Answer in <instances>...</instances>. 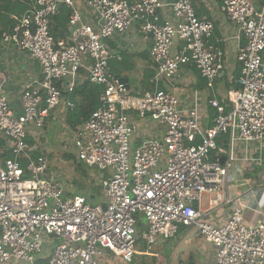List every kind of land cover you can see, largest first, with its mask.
Here are the masks:
<instances>
[{
	"label": "built area",
	"instance_id": "built-area-1",
	"mask_svg": "<svg viewBox=\"0 0 264 264\" xmlns=\"http://www.w3.org/2000/svg\"><path fill=\"white\" fill-rule=\"evenodd\" d=\"M91 22L73 0H32L0 43L15 46L39 66V78L26 84L15 108L0 82V264H36L48 248L45 264L132 262L140 242L145 252L176 239L180 228H193L214 249V264H264V208L257 212L229 186L232 156L211 160L217 139L259 143L264 147V0H220L219 10L235 24L245 44L237 54L239 76L226 100H209L215 117L200 124L197 107L186 114L177 98L158 89L192 67L208 84L224 68V54L212 41L213 24L199 19L190 0H83ZM69 10L66 39L53 37L52 19ZM168 9L170 18L161 19ZM134 26L150 39L155 64L152 88L133 91L110 72L107 42ZM102 87L99 108L72 128L68 150L75 162L97 172L103 204L68 196L47 156L38 152L46 121L72 93L81 72ZM68 108L72 105L68 102ZM136 118L163 129L160 138L132 147ZM5 155H10L9 158ZM264 193V187L258 188ZM257 190V189H255ZM215 208L230 205L224 221L209 222L202 198ZM146 223L142 227L141 219Z\"/></svg>",
	"mask_w": 264,
	"mask_h": 264
},
{
	"label": "crops",
	"instance_id": "crops-1",
	"mask_svg": "<svg viewBox=\"0 0 264 264\" xmlns=\"http://www.w3.org/2000/svg\"><path fill=\"white\" fill-rule=\"evenodd\" d=\"M10 1H16L28 6L32 0ZM73 1L77 8L85 14L86 22H91L89 11L86 9L83 0ZM161 1L167 3L172 0ZM190 1L196 16L201 20L213 24L214 30L211 41L224 54L223 71L210 85L201 78L196 69L192 67H181L174 78L170 80L162 78L158 84V89L173 94L179 102V109L184 114H186L191 108L197 107L201 126L203 128H209L212 126L215 117V111L209 106V100H226L232 94L235 89L234 80L240 73V66L236 58L239 50L244 46L245 41L238 32V28L235 24L230 22L228 18L220 12V0ZM251 1L258 6H260L262 2V0ZM160 14L162 20H168L170 18V12L168 9H163ZM8 18L9 20L17 19L16 14H9ZM0 31H4L2 27L0 28ZM67 37L68 35L65 38ZM58 38L65 39L62 37ZM150 46V39L143 37L138 33V26H134L124 36H117L113 40L107 42V47L111 53L109 67L111 62L115 61L117 63V74L113 75L122 80H126L129 88L131 89V85H133V90L137 92H144L145 90L152 88L150 81L154 77L155 64L149 56ZM39 76L40 69L38 64L31 59L27 53L20 51L13 43L5 45L0 43V82L5 81L3 91L11 106L15 108L18 106L19 96L24 86L32 80L39 78ZM85 78L86 74L83 71L79 78L80 82L84 81ZM68 102V97L63 96L61 106L51 114L49 119H47L44 130L40 135V149L38 152L44 153L47 156L51 172L55 175L58 174L64 181L68 196H85L88 197L89 201L93 204L94 196L92 195L93 192L91 188L93 187V184L99 189L100 187L97 180H94L95 177L92 179V177L90 178L87 176L88 168L77 164L75 158H68V156L58 161L56 167H53V163L51 162V155L48 149L49 144L47 141L49 135H53L57 139V142L61 145L63 150L64 148H68L69 140H67V137L69 136L70 138L72 132V129L65 124L66 113L69 110L67 107ZM133 122L136 125V132L131 140L133 148L143 141L160 138L162 136L163 129L149 119L140 120L139 118H136V116H133ZM223 137L224 136L217 139V150L211 152V154L214 155V159L220 161L222 159L224 161L229 156L233 157L234 163L231 168L229 179V183H231L229 186L233 189L234 193L242 194L243 192L245 193V191L248 192L249 189L253 191V193H250L241 201L244 205L251 207L254 212H257L251 216L248 214V218L246 219L247 222L252 225L260 219L261 211L264 208V193L258 189L264 187V147L260 148L259 143H230L227 136L225 138ZM6 145V140L0 136V147L3 148ZM1 159L2 158H0V160ZM62 161H65L66 163L71 162L73 168H75L76 172L70 169V177H73L74 173H81V176L87 178V187H82L80 184L81 181L85 183L83 179L78 182L76 176L71 179L65 175L67 174V171H65L64 167L62 168L64 165L62 164ZM201 207L205 212H209L207 216L209 222H216L217 220L224 221L229 217L232 210L230 205L225 204L211 208L209 207L208 202L205 208L201 203ZM142 227H144V224H142ZM179 234L180 233H178V235ZM198 237L199 236L195 231L194 236H185L183 242L186 246L191 245L193 243L192 241ZM198 239L202 241L198 264H214V249L206 244L201 237ZM170 242L168 241L157 245L151 254L145 252L144 244H138L137 248H141L139 251L136 248L139 260H135V254L132 262L129 264H136L137 262L139 264H152V262L156 261L157 257L160 255L156 249L165 247ZM163 250L164 248H162V251ZM48 255L49 250L47 248L38 258L36 264H45ZM186 257L187 255L184 260L181 257H178L175 264H189V260L186 262ZM190 257L192 256L190 255L189 258ZM192 263H195L193 258ZM107 264L125 263L121 262L119 259H110L107 261ZM165 264H170L169 259L165 260Z\"/></svg>",
	"mask_w": 264,
	"mask_h": 264
},
{
	"label": "trees",
	"instance_id": "trees-1",
	"mask_svg": "<svg viewBox=\"0 0 264 264\" xmlns=\"http://www.w3.org/2000/svg\"><path fill=\"white\" fill-rule=\"evenodd\" d=\"M27 8L28 6L20 4L16 1L11 2L10 0H0V28L2 27L4 31L11 29L15 23V20H9V14H16V18L18 20L23 16ZM68 18L69 10L64 6L61 7L58 14L52 19L51 22V33L53 37L65 38L69 34ZM101 93L102 87L93 85L88 80L79 82L71 93L74 96V102L72 104L69 102L72 107L69 108L68 112L66 113L65 124L70 129H72L75 126L83 123L92 112L99 108V96ZM62 96L68 97V94L66 92H62ZM225 137L226 136L223 138ZM210 155V159L215 160L213 158L214 155ZM5 157L9 158L10 155H5ZM182 229L184 228H180L179 233ZM189 264H193L192 257L189 258Z\"/></svg>",
	"mask_w": 264,
	"mask_h": 264
},
{
	"label": "rangeland",
	"instance_id": "rangeland-1",
	"mask_svg": "<svg viewBox=\"0 0 264 264\" xmlns=\"http://www.w3.org/2000/svg\"><path fill=\"white\" fill-rule=\"evenodd\" d=\"M109 69H110L111 73L117 74V63L115 61L111 62ZM131 83H132V81H131ZM131 89L132 90L134 89L133 85H131ZM63 113H66V112H63ZM70 138L68 136L67 140H69ZM47 141L49 144L48 149H49V152L51 155V162L53 163V167H56V165H58V161L66 158L67 156H68V158L70 157V158L74 159V153L72 151H69L67 148H64V150H63L61 145L57 142V139L53 135H49ZM62 164H64L62 166V168L64 167L65 171H67V174H65V175L68 178L72 179L74 176H76V179L78 180V182L81 179H83L85 181V183H83L81 181L80 184L82 185V187H87V185H86L87 184V182H86L87 178H84V176H81V173H74V176L70 177V172H69L70 169L75 171V168H73L71 162L66 163L65 161H62ZM64 173H66V172H64ZM87 174H88L87 176H89L90 178L92 177V179H93V177H95L94 180L96 179V177L98 175L97 172L93 169H88ZM91 190L93 192L92 195L94 196L93 205L94 206L102 205L103 199H102L100 189L97 188L95 184H93V187L91 188ZM211 197L214 198L215 193L206 194L203 196L202 204H203L204 208L207 206V202H208L209 198H211ZM141 221H142V224L146 223L144 218H142ZM194 235H195V229H193V228L182 229L180 231V234L177 236L176 240H173L170 243H168L165 247H162V248H164L163 251H162V248L156 249V251L158 253H160V255H159V257H157L156 261L152 262V264H165L166 259L167 260L169 259L170 264H175L178 257H181L184 260L186 255H187L186 262H188L189 256L191 255L193 258V261H195L194 264H198L199 263L198 259H199L200 245L202 244V241H200V239H198L199 238L198 237L192 241L193 243L191 245L186 246L183 242V239L185 236H194ZM141 243L142 242H140L139 244L141 245ZM137 249H138V251L141 250L140 247H138ZM138 256H139L138 253H136L135 260H137V261L139 260ZM136 264H139V263L137 262Z\"/></svg>",
	"mask_w": 264,
	"mask_h": 264
},
{
	"label": "water",
	"instance_id": "water-1",
	"mask_svg": "<svg viewBox=\"0 0 264 264\" xmlns=\"http://www.w3.org/2000/svg\"><path fill=\"white\" fill-rule=\"evenodd\" d=\"M124 82H126V80H123ZM68 100L69 102H71V104L74 102V96L72 94H69L68 96ZM221 162H223V159L221 160Z\"/></svg>",
	"mask_w": 264,
	"mask_h": 264
}]
</instances>
